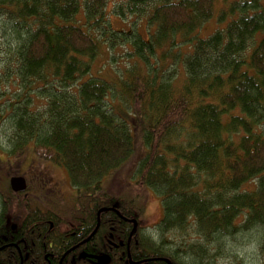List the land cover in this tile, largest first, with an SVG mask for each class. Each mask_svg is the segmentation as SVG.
<instances>
[{
  "label": "trees",
  "instance_id": "1",
  "mask_svg": "<svg viewBox=\"0 0 264 264\" xmlns=\"http://www.w3.org/2000/svg\"><path fill=\"white\" fill-rule=\"evenodd\" d=\"M109 1L0 0V123H10V155L33 143L66 169L90 226L100 213L98 234L113 227L125 241L131 227L120 215L143 209L102 184L129 162L137 135L145 152L134 174L161 198L157 228L189 249L148 235L143 253L202 264L205 244L221 249L253 231L264 240V0L232 1L218 16L230 21L207 38L199 31L219 0L120 1L112 12L145 18L148 39L114 31ZM104 46L134 59L114 82L92 72ZM184 46L190 52H175Z\"/></svg>",
  "mask_w": 264,
  "mask_h": 264
},
{
  "label": "rangeland",
  "instance_id": "2",
  "mask_svg": "<svg viewBox=\"0 0 264 264\" xmlns=\"http://www.w3.org/2000/svg\"><path fill=\"white\" fill-rule=\"evenodd\" d=\"M122 0H110L108 6V16L111 26L114 31L130 30L129 36L133 33L142 35L148 39V29L145 18H136L128 16L123 19L112 11L117 8L118 3ZM234 0H219L214 6L213 16L210 20L205 22L199 31L201 38H207L212 35L216 30L223 29L230 18L226 21L220 22L218 20L219 14L225 13L231 2ZM79 19H84L83 14ZM2 43L4 39L0 35V59L3 56ZM109 48V47H108ZM107 46L103 47L102 53L96 59L93 66V74L102 77L109 81H116L118 73L131 67L134 59L132 56L127 55L125 47H117L115 49H108ZM131 47H129L130 49ZM175 52L181 53L184 56L190 52L189 46H184L181 49H176ZM171 61L169 62V64ZM170 67V66H169ZM171 72L174 70H181L179 64L171 66ZM183 76L181 72L180 78ZM4 90V87L1 88ZM18 88H16L17 90ZM15 90V89H13ZM36 104L43 103L41 98L35 99ZM10 123H0V197L10 195L14 197L8 187L9 180L13 177H24L28 185L35 189L37 196V204L40 207L56 206L57 208L73 209L76 206V197L78 190L71 184L69 175L63 167L53 164L46 160L44 155L39 151L36 152L34 144L32 143L21 155H10L8 144V137L11 135ZM145 152L144 146L137 135H135V153L130 158L129 162L123 166L116 174L107 177L103 180V188L114 197H122L127 201H133L143 209L142 222L147 225L146 232L148 235L155 237L154 240L164 246H181L180 251H189L186 247L181 245L182 238L176 234H162L158 230V224L163 217L162 201L158 193L149 187H143L136 181L134 174L135 167L137 166L139 158ZM34 169L38 172L47 173L50 175L54 183L55 193L52 196H47L45 186L37 185L33 176ZM255 183L247 184L245 189L251 191L254 189ZM63 197H59L60 195ZM22 200L21 197H19ZM10 203V202H9ZM22 207V204H20ZM17 205L12 203L9 214L16 210ZM198 238H188L189 242H196ZM204 249L208 250V256L203 259L202 264H264V240L260 239L257 232L241 233L235 238H226L221 249L213 248L205 244Z\"/></svg>",
  "mask_w": 264,
  "mask_h": 264
},
{
  "label": "flooded vegetation",
  "instance_id": "3",
  "mask_svg": "<svg viewBox=\"0 0 264 264\" xmlns=\"http://www.w3.org/2000/svg\"><path fill=\"white\" fill-rule=\"evenodd\" d=\"M32 174L37 185L46 187L47 196L56 194L49 174L37 169ZM26 184V191L14 192L9 180L14 197H0V264H98L103 256H108V264H156L164 259L169 264L167 257L143 253L141 237L148 236L143 211L138 217L120 215L131 227L124 241L123 232L113 227L98 234L101 214L96 225L90 226L93 219L79 208L77 197L73 209L40 207L34 204L38 203L35 189L27 180ZM12 203L17 207L9 214Z\"/></svg>",
  "mask_w": 264,
  "mask_h": 264
},
{
  "label": "water",
  "instance_id": "4",
  "mask_svg": "<svg viewBox=\"0 0 264 264\" xmlns=\"http://www.w3.org/2000/svg\"><path fill=\"white\" fill-rule=\"evenodd\" d=\"M10 186L14 192H24L27 189V184H26V180L24 177L11 178ZM98 259H99L98 264H108L109 263L108 256H103Z\"/></svg>",
  "mask_w": 264,
  "mask_h": 264
},
{
  "label": "clouds",
  "instance_id": "5",
  "mask_svg": "<svg viewBox=\"0 0 264 264\" xmlns=\"http://www.w3.org/2000/svg\"><path fill=\"white\" fill-rule=\"evenodd\" d=\"M153 238H155V237H153Z\"/></svg>",
  "mask_w": 264,
  "mask_h": 264
}]
</instances>
